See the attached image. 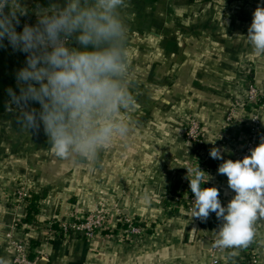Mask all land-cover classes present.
Wrapping results in <instances>:
<instances>
[{
  "label": "crops",
  "instance_id": "1",
  "mask_svg": "<svg viewBox=\"0 0 264 264\" xmlns=\"http://www.w3.org/2000/svg\"><path fill=\"white\" fill-rule=\"evenodd\" d=\"M37 4L47 7L49 0H22L28 14L19 17L20 26L36 23ZM258 4L264 6V0H125L119 11L127 27L128 68L136 62L128 70L136 76V101L125 117L136 119V135L129 138L136 149L117 137L94 160L58 158L42 123L36 133L21 131L7 89L19 93L16 73L27 54L13 51L5 40L0 47V257L11 264L6 232L16 225L14 235L29 245L38 264H209L212 249L205 240L218 238L222 222L215 213L196 221L174 201L188 185L187 169L196 154L183 132L188 118L195 117L207 148L230 149L223 157L239 159L250 137L247 115L242 111L233 124L225 123L247 78L262 92L264 130V55L247 40ZM211 177L208 187L216 186L227 204L235 195L227 177L218 171ZM20 188L40 197L32 223L25 222L27 203H14ZM113 203L146 226L147 235L136 241L113 230L92 240L45 235L50 220L79 218ZM255 233L264 264V218L256 221ZM249 247L224 249L220 259L237 264Z\"/></svg>",
  "mask_w": 264,
  "mask_h": 264
},
{
  "label": "clouds",
  "instance_id": "2",
  "mask_svg": "<svg viewBox=\"0 0 264 264\" xmlns=\"http://www.w3.org/2000/svg\"><path fill=\"white\" fill-rule=\"evenodd\" d=\"M125 0H49L37 4V21L18 32L27 15L22 0H0V47L27 54L16 73L17 94L7 89L8 104L26 134L43 131L58 158L94 160L130 125L125 113L134 104L127 81V27L120 16ZM253 51L264 55V6L257 5L248 28ZM38 103L39 109L32 107ZM215 143V142H210ZM227 148L213 147L210 156L222 160L218 174L227 177L235 193L226 206L216 186L203 188L212 177L199 165L187 169L194 194L193 217L206 221L215 213L222 223L210 247L246 249L254 241L255 223L264 218V137L242 159H225ZM235 255V252L230 253ZM0 264H9L0 257Z\"/></svg>",
  "mask_w": 264,
  "mask_h": 264
},
{
  "label": "built area",
  "instance_id": "3",
  "mask_svg": "<svg viewBox=\"0 0 264 264\" xmlns=\"http://www.w3.org/2000/svg\"><path fill=\"white\" fill-rule=\"evenodd\" d=\"M20 25L21 24L17 26L18 32L23 30ZM262 107L263 97L260 88L256 84L252 83V81L248 82L247 78L246 87H244V89L232 100L225 123V127L233 124L237 120L239 113L242 111L247 115L245 122L250 129V137L244 153L239 157V159L249 155L250 150L257 146L260 143L261 138L264 137V130L261 122ZM203 137V127L201 122L195 117L188 118L184 128V138L186 142L195 147L196 150V154L190 164V168L199 165L202 170L211 176L213 171L208 163L211 159L210 150L212 148H207L204 145ZM189 178H191L190 173ZM208 183L201 185V187H208ZM30 194L31 193L27 188H20L15 195V205L19 207L25 206ZM194 199L195 197L191 192L189 182L182 191L178 192L174 196L175 203L184 207L192 216ZM222 205L226 206L227 204ZM113 217L115 218L114 220H112ZM193 219L201 221L196 217H193ZM47 225L48 226L45 228V235H47L50 239L55 236L66 237L68 235H74L83 240H92L104 231L113 230L117 231L122 237L136 241L148 233V228L146 226H144L141 222H138L133 217L126 215L123 212V209L119 206L106 210H98L85 216H80L79 218L59 221L50 220ZM15 226L16 225L6 232V237L13 251L11 264H38L35 259L30 257L29 245L14 235ZM55 226H57V228H55ZM216 239L217 238H215L212 242ZM223 251L224 250L220 248L212 247L211 261L209 264H227L220 259ZM237 264H261L254 241L250 245L249 249L244 252V255L240 257Z\"/></svg>",
  "mask_w": 264,
  "mask_h": 264
},
{
  "label": "trees",
  "instance_id": "4",
  "mask_svg": "<svg viewBox=\"0 0 264 264\" xmlns=\"http://www.w3.org/2000/svg\"><path fill=\"white\" fill-rule=\"evenodd\" d=\"M21 27L23 28V25ZM222 162H223L222 160L211 158L208 164L211 170L214 172V171H218V167ZM39 200L40 197L38 195H33L32 197H29L27 199L26 203H27L28 215L27 218L25 219L26 223H32L35 221V216L39 213L40 210Z\"/></svg>",
  "mask_w": 264,
  "mask_h": 264
},
{
  "label": "rangeland",
  "instance_id": "5",
  "mask_svg": "<svg viewBox=\"0 0 264 264\" xmlns=\"http://www.w3.org/2000/svg\"><path fill=\"white\" fill-rule=\"evenodd\" d=\"M134 68H136V62L133 65H131V68L129 66L128 70L132 71V69H134ZM135 71H136V69H135ZM127 81H128V85H129V91L131 92V94L133 95L134 100L136 101V93L132 92L133 88H136V76H133L130 73V76L127 75ZM135 113H136V110H135ZM133 121L134 122L128 121V123L130 125V132H129L128 136L125 137L124 141H125V143H129L130 146H132V147H134V149H136V147L134 146V145H136V143L133 144V142H131V140H129V138L132 136V134L136 135V119L133 120ZM183 134H184V132H183ZM115 206H119V207L122 208L120 203L119 204L118 203H113V204H111V207H109V208H112V207H115ZM109 208H107V209H109ZM103 210H106V209H103ZM133 241H135V240H133Z\"/></svg>",
  "mask_w": 264,
  "mask_h": 264
},
{
  "label": "water",
  "instance_id": "6",
  "mask_svg": "<svg viewBox=\"0 0 264 264\" xmlns=\"http://www.w3.org/2000/svg\"><path fill=\"white\" fill-rule=\"evenodd\" d=\"M205 243L208 245V248H209L210 247V243H211L210 240L206 239ZM211 249H212V247H211Z\"/></svg>",
  "mask_w": 264,
  "mask_h": 264
}]
</instances>
